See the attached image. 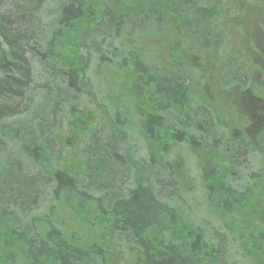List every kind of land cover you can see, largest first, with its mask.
Returning <instances> with one entry per match:
<instances>
[{"label":"rangeland","instance_id":"374dc122","mask_svg":"<svg viewBox=\"0 0 264 264\" xmlns=\"http://www.w3.org/2000/svg\"><path fill=\"white\" fill-rule=\"evenodd\" d=\"M64 1L0 0V62L16 66L7 70L0 68V82L7 84V89L2 86L0 91V179L7 181L5 184L8 185L3 188L1 180V196H9L18 179L29 177L34 181V190L28 197L32 200L30 212H44L49 202L52 203L51 191L42 185L45 175L38 164H31L20 154L21 143L31 151H34L33 146L43 143L53 158L49 165L51 170L62 168L71 171L84 181L86 187L92 185L95 189L101 186L103 175L96 173L94 162L100 158L101 149L107 148L111 155L114 148L124 158L122 166L125 172L118 176L121 167L109 157V168L117 171L116 189L122 187V197H126L132 186L133 175L134 188L136 184H142L141 180L138 181L137 175L140 174L149 178L152 184L155 179L157 197L162 202L175 203L178 192L185 189L180 193L178 202L186 206V220L200 227L202 244L218 251L220 264H264V237L261 233L264 232V131H257L261 119L249 105L264 101V0H206L195 17L184 20L186 24L182 29L178 30L176 25L170 24L172 33L165 25L162 33L135 32L130 38L131 47L136 49L151 75L186 78L188 86L184 106L170 107V111L162 114L167 121L165 127L168 132L178 128L187 137L194 138V145L204 142L206 148L197 150L191 147L194 145L178 142L170 149H160L157 164L151 162V145L139 123L146 100L143 78L136 77L132 84L128 81V69L113 68V62L104 63L100 55L109 57L112 50L120 47L119 50L128 54L130 49L123 48L122 44L130 24L118 35L108 24L96 23L89 37L81 40L76 61L84 64L85 73L83 92L77 96L60 91L65 85L63 79L54 73L60 72V64H41L36 53L30 49L35 47L43 53L50 27L58 18ZM97 2L108 10L122 8L121 3L131 7L130 0ZM26 13L32 15L30 20H35L32 32H28L29 27L24 24ZM209 30V33L223 38V44L217 51L200 45V42L212 41L206 35ZM3 34L5 40L14 41L12 46L5 43ZM11 47L18 51L17 56H21L22 60L13 61L9 52ZM233 64L235 68L244 70V86L227 85L232 77L229 67ZM123 91L128 93L124 95ZM164 105L161 101L160 108ZM72 108L75 113L70 115L68 112ZM131 110L135 115L131 114ZM86 112L90 113L87 122H94L92 140L85 138L83 132L74 133L81 130L75 118H86ZM130 115L132 121L128 124ZM114 116L118 117L119 126L113 125ZM80 123L84 127L85 124ZM207 130L214 131L213 138ZM156 139L159 140V137L156 136ZM211 140L219 142L222 147L217 149L215 160L219 165L213 171L214 184L207 185L202 167L215 164L211 159L213 150L209 149ZM236 140L242 142L237 153L226 151V143ZM219 150L223 155L233 154L232 163L226 164ZM176 170L185 174L187 185L176 175ZM7 172L13 180L7 177ZM164 173L172 177L167 183L158 180L163 179L161 174ZM245 186H253V193L243 192ZM221 188L231 191V195L226 194L229 195L226 199L228 206L221 207L223 209L218 208L220 206L214 194L221 196L217 192ZM94 195L101 197L97 193ZM27 206L28 203L21 214L28 211ZM5 210H9V204ZM182 218L183 222L176 227L180 226V230L184 231L187 229L184 214ZM55 220L69 229L75 225L73 217H68L65 212L59 213ZM82 233L96 232L88 229L82 230ZM245 240L249 241V246L255 247L260 240L261 252L253 255L262 258V261L244 257L243 249L248 247ZM117 243L121 244L120 241ZM245 243L247 246L244 248ZM118 246L121 248V245Z\"/></svg>","mask_w":264,"mask_h":264},{"label":"trees","instance_id":"16d2710c","mask_svg":"<svg viewBox=\"0 0 264 264\" xmlns=\"http://www.w3.org/2000/svg\"><path fill=\"white\" fill-rule=\"evenodd\" d=\"M205 1L130 0L131 7L129 8V5L121 3L122 8L108 10L104 5H99L97 0H65L60 6L58 18L50 27L43 53H39L35 47L30 49L38 56L39 63L60 64V72L53 70L56 77L60 76L63 79L65 88L60 91L65 90L67 95L77 96L83 92L82 88L84 87L85 66L82 62L76 61L81 40L89 37L90 31L96 23L108 24L110 29L118 35L119 32L125 30L127 24H130L125 34V43L122 44L123 48L130 49H128V54L119 50L120 47L112 50L109 57L100 55L104 63L113 62V68L128 69V78L130 79L128 81L132 84L136 77L143 78L145 83L142 85L146 92V100L145 103L143 102L145 108L139 117V123L141 128L145 129V135L151 145V162L157 164L160 161V155L158 156L160 149H170L173 144L178 142L194 145V138L187 137L178 128L168 132L165 127L167 121L162 116L170 111V107L181 108L184 106L187 94L186 86L188 85L186 78L176 75H166L160 78L151 75L149 69L143 66L136 49L131 47L130 38L135 32L136 34L143 31L162 33L165 25L169 26L170 33H172L173 28L170 27V24L176 25L179 30L185 26L186 18L195 17L196 12ZM28 14L26 13L23 17L24 24L29 27L27 31L32 32L35 29V23L32 26L35 20L34 18L33 21L30 20L29 17L32 15ZM105 18H107L106 22ZM22 26L24 25L22 24ZM209 32L210 30L206 32V35L212 41L206 40L204 43L200 42V45L202 48L212 47L217 51L223 44V38ZM2 38L6 39L4 34ZM5 43L12 46L14 41L5 40ZM137 49L142 51L139 47ZM9 52L13 61L22 60L21 56H17L18 51H14L12 47ZM9 67L16 66L10 62H0L1 69L7 70ZM235 67V64L229 67L232 77L227 85L244 86L246 74L243 69ZM11 81L16 82L13 79ZM2 86L7 89L6 82H0V91ZM128 89L129 87L126 90ZM123 93L125 95L128 91H123ZM64 98L66 97L64 96ZM141 100L144 101L143 98ZM161 101L165 105L160 108ZM68 113L73 115L75 109H70ZM131 114L135 115L133 110H131ZM86 115V118L83 116L75 118L81 130L74 131V133L83 132L85 138L92 140L95 135L94 122H87L90 113L86 112ZM132 115L127 119L128 124L132 121ZM113 118V125L119 126L118 117L114 116ZM80 121L85 124L84 127ZM207 132L212 138L214 137V131L207 130ZM156 136L159 137V140L156 139ZM209 143V149L213 150L211 159L215 164L202 167V176L203 178L207 177L205 180L207 185L208 183L214 184L212 182L215 179L212 178L213 171L219 165L215 160L218 156L217 149L222 147L215 140H211ZM239 144H242L239 140L229 141L225 145V150L237 153ZM33 147L34 151H31L21 143L20 154L31 164L40 166V171L45 175L42 178V185L51 191L52 203L49 202L44 212L39 214H36L35 211L34 213L30 212L29 205L32 204V200H29L28 197L31 196L32 189L34 190V181L29 177L18 179L7 197L1 196L2 186H0V264H220L218 251L202 244L203 237L200 234V227L186 220L185 213L187 212L184 213L186 206L182 205L180 201L178 202V198H181L180 193L186 191L185 189L178 192L175 203L162 202L157 197L155 179L152 184L149 182V178L140 174L137 176L139 177L138 181L141 180L142 184L138 183L134 188L133 175L132 186L128 189L126 197H122V187L119 186L116 189L117 171L109 168V157L114 158L113 160L121 167L118 169L121 170L118 176L125 172L124 166H122L124 158L119 156L114 148L110 155L105 147L101 149L100 158H96L94 162L96 173L103 175L101 186L99 185L100 187L95 189L91 185L88 188L84 185V181H81L71 171L62 168L51 170L49 165L53 162V158L50 157V150L43 143ZM191 147L197 150H206L204 142H196ZM219 152L226 164L232 163L233 154L223 155L222 150ZM177 172H175L176 175L184 185H187L188 179L185 174L181 170ZM161 175H163V179L158 180L165 183L172 178L169 173ZM8 176L13 180V176L9 175V172H7ZM0 183L4 185L3 188L8 186L5 184L7 181L5 182L3 179H0ZM247 187L245 186L242 191L248 194L253 193V186ZM217 192L221 193V196H217V193L214 192L217 205L220 206L218 208L223 209L221 207L228 206L226 199L231 195L229 194L231 191L221 188ZM95 193L101 197L95 196ZM26 203H28V211L21 214ZM5 204H9L8 211L5 210ZM213 208L216 206L213 205ZM62 210L68 217H73L75 225L70 229L58 224L55 220L59 213H64L61 212ZM29 213L30 216H27ZM183 214L184 224L187 228L184 231L180 230V226L176 227L179 222H183ZM88 229L96 233L84 235L82 230ZM261 233L264 237V232ZM172 240L177 241L173 242ZM117 241H120L121 244H118ZM245 241L248 243V247L245 243L244 248H246H242L244 257L256 260L257 257L253 254L261 252L260 240H257L256 247L249 246V241ZM250 243H255V241ZM118 245H121V248ZM257 259L262 261V258Z\"/></svg>","mask_w":264,"mask_h":264},{"label":"flooded vegetation","instance_id":"af4514ba","mask_svg":"<svg viewBox=\"0 0 264 264\" xmlns=\"http://www.w3.org/2000/svg\"><path fill=\"white\" fill-rule=\"evenodd\" d=\"M260 104H253L252 102L249 105H252L251 109H254L259 114V119L261 121L259 122V125L257 126L258 132L264 131V101H258Z\"/></svg>","mask_w":264,"mask_h":264}]
</instances>
